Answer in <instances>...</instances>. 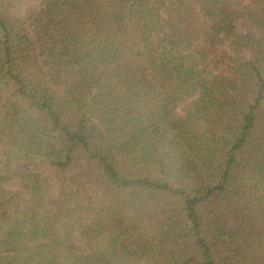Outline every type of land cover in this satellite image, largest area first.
I'll return each mask as SVG.
<instances>
[{
	"label": "trees",
	"instance_id": "16d2710c",
	"mask_svg": "<svg viewBox=\"0 0 264 264\" xmlns=\"http://www.w3.org/2000/svg\"><path fill=\"white\" fill-rule=\"evenodd\" d=\"M19 8L0 0V264H264V0Z\"/></svg>",
	"mask_w": 264,
	"mask_h": 264
},
{
	"label": "rangeland",
	"instance_id": "374dc122",
	"mask_svg": "<svg viewBox=\"0 0 264 264\" xmlns=\"http://www.w3.org/2000/svg\"><path fill=\"white\" fill-rule=\"evenodd\" d=\"M39 8H40V0H20L19 16L22 19H25L27 16V12L30 9H39ZM27 32L31 37L33 43L35 44L37 51L40 52L41 41L37 35L35 27L27 23ZM5 186L11 189H20L22 185L18 180H12L9 181Z\"/></svg>",
	"mask_w": 264,
	"mask_h": 264
}]
</instances>
